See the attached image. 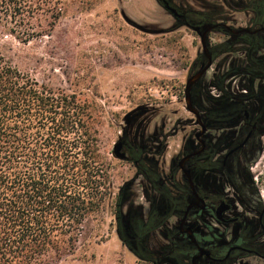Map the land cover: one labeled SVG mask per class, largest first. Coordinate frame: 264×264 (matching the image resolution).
<instances>
[{"label": "flooded vegetation", "instance_id": "af4514ba", "mask_svg": "<svg viewBox=\"0 0 264 264\" xmlns=\"http://www.w3.org/2000/svg\"><path fill=\"white\" fill-rule=\"evenodd\" d=\"M158 1L179 26H228L213 22L216 17L203 23L196 18L203 13L173 0ZM256 1L239 0L241 7L230 9L248 20L247 27L228 26L248 30L227 41L240 55L223 60V89L213 95L218 106L198 89L202 80L194 87L198 114L187 110L186 135L171 159L165 125L150 131L141 120L148 108L126 117L119 155L134 167L135 179L119 192L125 201L117 234L143 264H264V194L254 174L264 152V9L255 8ZM222 30L229 34L224 27L216 31ZM246 35L257 38L259 55L244 50Z\"/></svg>", "mask_w": 264, "mask_h": 264}, {"label": "rangeland", "instance_id": "374dc122", "mask_svg": "<svg viewBox=\"0 0 264 264\" xmlns=\"http://www.w3.org/2000/svg\"><path fill=\"white\" fill-rule=\"evenodd\" d=\"M59 1V22L28 44L7 36L0 26V54L49 89L78 93L93 104L98 137L112 163V196L85 228L88 236L80 238L75 253L60 258L51 254L47 260L49 264H143L117 234L114 202L123 185L135 179V170L113 155L114 147L122 137L127 115L146 107L150 111L141 120L150 124V131L165 125V133L172 135L168 160L175 155L191 117L186 109L185 86L202 62L200 37L179 26L158 0ZM234 1L230 7L223 0H173L204 15L212 14L216 17L213 22L235 29L247 27L245 13L235 10L241 7L239 0ZM231 39L223 30L211 33L212 53ZM225 56L214 59L198 85L211 97L218 94L212 82L222 75ZM233 87L238 91L237 84ZM254 174L264 194V152ZM138 195L142 198L141 192Z\"/></svg>", "mask_w": 264, "mask_h": 264}, {"label": "trees", "instance_id": "16d2710c", "mask_svg": "<svg viewBox=\"0 0 264 264\" xmlns=\"http://www.w3.org/2000/svg\"><path fill=\"white\" fill-rule=\"evenodd\" d=\"M254 7L264 9V0ZM61 16L59 0H0V26L24 44L50 32ZM196 18L206 23L214 16ZM245 38L244 50L259 55L257 38ZM234 46H217L214 59L237 55ZM212 85L221 91L222 75ZM93 110L82 95L55 92L0 54V264H49L51 254L75 253L111 198L112 163ZM124 201L119 193L116 216Z\"/></svg>", "mask_w": 264, "mask_h": 264}, {"label": "water", "instance_id": "95a60500", "mask_svg": "<svg viewBox=\"0 0 264 264\" xmlns=\"http://www.w3.org/2000/svg\"><path fill=\"white\" fill-rule=\"evenodd\" d=\"M134 27L145 31V29H143L142 27L133 24ZM227 28V30L229 31L230 35H237V34H241L244 32H248V30H233L232 28L223 25V24H215V25H205L203 27H192L191 30L196 32L197 35L200 37V41H201V45H202V58H203V63L200 67V69L194 74L192 75L186 83L185 86V103H186V108L189 112L197 115V111L194 109V103H193V90L194 87L201 82V80L204 78V76L207 74V72L210 70V68L213 66L214 64V57H213V53L210 47V43H209V35L213 32H215L217 29L219 28ZM121 144L120 142H118L115 147H114V151H113V155L118 158L121 159L122 157L119 155V148H120Z\"/></svg>", "mask_w": 264, "mask_h": 264}]
</instances>
